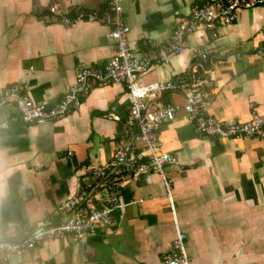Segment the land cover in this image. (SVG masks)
<instances>
[{
	"label": "crops",
	"instance_id": "obj_1",
	"mask_svg": "<svg viewBox=\"0 0 264 264\" xmlns=\"http://www.w3.org/2000/svg\"><path fill=\"white\" fill-rule=\"evenodd\" d=\"M106 1L0 0V92L20 84L34 104L51 107L80 70L105 66L114 54L108 28L78 23L66 29L48 25L43 16L54 4L69 12L101 13ZM198 1L125 0L129 47L142 52L148 40L165 47L178 18ZM188 44L138 83H189L190 51L205 48L209 61L202 73L215 92L206 113L243 123L253 104L264 120V6L239 12L232 25L212 32L200 26ZM184 103L183 92L163 93L156 101ZM129 110L125 86L115 84L91 90L78 110L43 124L23 123L14 105L0 109V238L19 226L43 223L75 193L88 169L107 166ZM157 148L178 161L167 169L171 201L156 175L148 173L138 183L125 176L126 206L109 227L92 236L45 241L23 258H0V264H163L177 229L186 235L192 264H264V141L197 135L181 113L162 126Z\"/></svg>",
	"mask_w": 264,
	"mask_h": 264
},
{
	"label": "built area",
	"instance_id": "obj_2",
	"mask_svg": "<svg viewBox=\"0 0 264 264\" xmlns=\"http://www.w3.org/2000/svg\"><path fill=\"white\" fill-rule=\"evenodd\" d=\"M125 0H107L101 13L80 9L64 11L58 4L47 8L43 20L48 25L66 29L78 23L96 24L109 29L105 37L114 42V54L100 68H85L75 75L74 84L54 105H37L32 102L24 86L14 84L0 92V109L14 105L21 121L35 125L63 119L78 110L82 99L93 89L109 84L124 85L130 97L126 129L107 166L88 169L77 181L75 193L61 202L51 216L37 226H19L0 238V258L27 256L39 244L48 240L95 235L109 227L116 212L126 206L122 195L125 176L138 183L152 173L162 182L166 198L171 201L172 180L167 169L177 166V159L157 148L159 132L164 124L175 121L183 114L197 135L216 140L255 139L264 141V120L250 104V120L229 123L216 120L206 112L212 106L215 92L211 81L198 69L205 71L209 52L205 48L190 51L192 79L189 83L159 82L148 86L138 83L155 64H168L170 56L183 54L189 48L188 38L202 26L209 31L232 25L241 11L264 6V0H201L193 4L186 17H179L176 28L165 47L154 41L143 44L144 51L132 50L128 44L129 27L124 18ZM179 16V13H175ZM183 92L182 106H157L163 93ZM118 122V116L108 114ZM70 155V154H69ZM173 208V207H172ZM186 235L177 229L172 249L161 256L163 264H192L185 248Z\"/></svg>",
	"mask_w": 264,
	"mask_h": 264
},
{
	"label": "trees",
	"instance_id": "obj_3",
	"mask_svg": "<svg viewBox=\"0 0 264 264\" xmlns=\"http://www.w3.org/2000/svg\"><path fill=\"white\" fill-rule=\"evenodd\" d=\"M198 74H199V75L202 74V69H201V68L198 69Z\"/></svg>",
	"mask_w": 264,
	"mask_h": 264
}]
</instances>
